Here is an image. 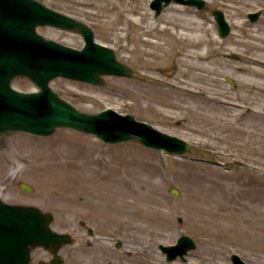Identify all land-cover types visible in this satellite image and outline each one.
<instances>
[{
    "label": "rangeland",
    "instance_id": "rangeland-1",
    "mask_svg": "<svg viewBox=\"0 0 264 264\" xmlns=\"http://www.w3.org/2000/svg\"><path fill=\"white\" fill-rule=\"evenodd\" d=\"M41 1L86 22L97 42L115 49L118 58L134 69L131 77L104 75L97 85L57 76L50 84L54 90L89 113L106 107L132 113L192 142L194 148L180 156L135 140L106 143L68 128L40 137L0 133L2 200L53 212V227L71 232L75 240L62 249L64 264H230L233 252L250 264H264V50L259 49L264 40H248L252 33L264 37V0H206L202 10L172 2L159 15L150 0ZM113 7L121 16L144 15L145 24L137 29L129 24L110 28ZM217 7L225 11L232 27L224 38L211 25ZM132 9L139 13H131ZM168 9L175 11L169 16ZM251 10L262 12L253 22L247 16ZM177 19L191 21L197 29L178 27ZM235 21L247 23L239 27ZM154 22L190 36L201 35L203 43L190 51L220 47L226 53L219 57L211 51L207 58L194 60L205 70H190L185 47L177 40H168L157 30L144 34L147 40L136 39ZM38 31L73 47L84 43L80 34L70 30L43 25ZM237 35L244 37L240 44L232 39ZM14 84L36 89L26 78ZM200 158L217 159L228 168ZM137 159L146 162L143 187L129 199L146 206L148 215L143 219L104 205L85 189L90 175L113 183L123 175L132 180L134 189L139 188L131 172L134 163L129 162ZM53 166L60 173L71 171L73 177L49 183L33 175ZM19 181L34 190L21 189ZM119 201L124 203L122 198ZM125 206L130 209L132 204ZM79 220L95 235H88ZM182 234H190L196 247L187 252V263L179 257L168 261L159 245H170ZM117 239L122 242L119 248ZM36 252L34 260L49 257L43 249Z\"/></svg>",
    "mask_w": 264,
    "mask_h": 264
},
{
    "label": "water",
    "instance_id": "water-1",
    "mask_svg": "<svg viewBox=\"0 0 264 264\" xmlns=\"http://www.w3.org/2000/svg\"><path fill=\"white\" fill-rule=\"evenodd\" d=\"M172 0H153L151 6L159 14ZM196 4L204 0H175ZM255 19L259 13H249ZM220 32L225 35L229 25L223 14L215 12ZM50 24L80 32L86 41L82 49L46 39L37 32V25ZM131 76L132 69L117 59L115 50L97 43L93 30L84 22L58 12L39 0H0V132L26 131L49 135L57 127H70L96 134L106 142L137 140L145 146L184 154L192 144L170 135L152 124L137 120L132 114H121L107 108L97 113L79 110L59 95L49 84L58 76L99 83L102 74ZM16 76L30 78L37 91H21L12 86ZM214 161V160H211ZM20 186L31 191L25 182ZM177 189L171 191L178 194ZM51 212L36 206L9 204L0 198V264H32L31 252L42 246L53 254L51 263L61 262L58 250L71 241L68 233L53 230ZM196 246L184 234L174 245H160L169 259ZM233 264H247L234 253ZM36 264H46L38 262Z\"/></svg>",
    "mask_w": 264,
    "mask_h": 264
},
{
    "label": "bare ground",
    "instance_id": "bare-ground-1",
    "mask_svg": "<svg viewBox=\"0 0 264 264\" xmlns=\"http://www.w3.org/2000/svg\"><path fill=\"white\" fill-rule=\"evenodd\" d=\"M112 9L114 10L113 19L107 22V26H109L110 28L116 27V29L119 30L122 28L121 26H124L125 24H129L132 27H136L137 29V27H142V25L145 24V22L143 21L144 15L140 14L139 17L121 16V12L119 10L115 9L114 7ZM173 10L174 9H168L169 16L171 15V13H173ZM137 12L138 11L136 9L131 10V13H137ZM177 20L181 23V25H179L178 27L184 26L183 28L197 29L196 27L190 26L191 21H189V23L187 24V23H184L185 21L183 22L182 19H177ZM235 22H236V25H238L239 27L244 26L247 23L246 21H235ZM182 24L184 25L182 26ZM154 30H157L159 33L165 34L168 40H173V41L177 40L178 42H180V44H182L185 47L186 53L183 56L187 58L186 66L190 70H196L197 72L205 70V68H207L205 65H202L200 63L197 64L196 62H194V60H198L199 58L200 59L207 58L211 51L216 53L219 57L224 56L226 53L225 50H221L220 47H211L210 50H207V51L206 50L205 51L198 50L194 52L190 51L191 47L199 48V45L203 43L204 38L201 35L200 36H196V35L190 36L186 33H182V32L175 30V28H168V26H162V25L158 26L155 22L152 23L151 26L147 27L145 31H142L135 37L138 41L142 42L144 40H147L146 38H144L143 35L153 32ZM243 38H244L243 35H237L233 37L232 39L235 41V43L240 44L242 43L240 40H244ZM192 40H195V41H192ZM248 40H264V37L260 36L257 33H252L251 35H249ZM250 46H256V43L250 42ZM259 49L264 50V46L262 44H259ZM129 162L134 163V167H132L131 172H132L133 177H135L136 181L139 182L137 183L140 185L139 188L135 186V189H134L132 185V180L128 178H124L123 175L120 178H118L114 183L112 180H109V179L99 181L100 179H98L96 175H90L86 179L87 183H86L85 189L88 192L90 191L91 193H93V195H95L96 197H98L101 203H103L104 205H107L109 207H113V206L121 207L126 210L127 212L126 214H130L134 218L143 219L146 217V215H148L146 206L144 207L138 204L137 202L134 201V199H129V197L131 196V194H134V195L139 194V192L141 191L140 189H142L143 187V183L140 182L141 180L142 181L144 180V178H142L141 176V172L142 170L144 171L143 164H145L146 162L145 160H142V159H137L134 161L131 160ZM152 170L153 172L155 171L154 167H152ZM71 173H72L71 171L70 172L67 171L65 172V174L60 173L57 167L53 166L51 168L48 167L44 169L43 171H41L40 173L33 174V175L39 178H45V180L49 183L51 182L58 183L62 178H67L66 180H71V178L73 177ZM103 175H105V173H103ZM203 194H204L203 195L204 198L205 197L209 198V195L207 193H203ZM120 198L124 199L125 204L119 201ZM128 204H132V207L130 209H127L125 206Z\"/></svg>",
    "mask_w": 264,
    "mask_h": 264
}]
</instances>
